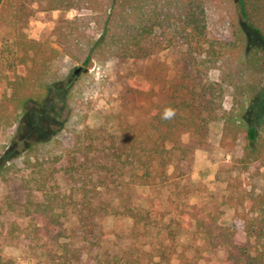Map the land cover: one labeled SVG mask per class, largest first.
Instances as JSON below:
<instances>
[{
	"label": "trees",
	"instance_id": "obj_1",
	"mask_svg": "<svg viewBox=\"0 0 264 264\" xmlns=\"http://www.w3.org/2000/svg\"><path fill=\"white\" fill-rule=\"evenodd\" d=\"M34 3L76 12L59 25L58 48L25 32ZM214 6L232 24V40L211 34ZM13 28L0 132L18 124L15 149L25 136L29 174L26 200L5 195L0 215L12 212L29 222L13 221L10 235L34 241L47 264H82L84 255L92 264H172L175 257L178 264H198L202 252L218 249L225 251L221 264H264V187L253 181L264 168V134L255 115L263 100L255 77L264 71V0H16ZM163 51L171 52L173 76L152 71L135 81L123 101L127 108L134 99L133 119L115 130L87 125L62 153H36L44 142L36 135L41 129L28 131L24 117L48 102L67 59L84 68L113 60L138 65ZM226 92L232 96L228 109ZM165 109L174 115L164 119ZM214 122L223 125L219 145L227 153L243 143L229 166L249 181H228L223 200L239 222L233 225L220 223L218 207L186 201L196 187L181 183L191 154L209 145ZM8 157L0 153V177L11 168ZM140 187L150 193L138 195ZM108 217L131 225L106 229ZM186 231L203 244L180 243ZM0 264L15 262L0 251Z\"/></svg>",
	"mask_w": 264,
	"mask_h": 264
},
{
	"label": "rangeland",
	"instance_id": "obj_2",
	"mask_svg": "<svg viewBox=\"0 0 264 264\" xmlns=\"http://www.w3.org/2000/svg\"><path fill=\"white\" fill-rule=\"evenodd\" d=\"M15 3L16 0H5L0 8V95L7 86L9 72L6 59L15 36L13 28ZM33 7L35 12L28 18L25 32L30 38L58 48L57 29L64 19L72 18L76 12L44 10L38 3H34ZM212 13L211 34L232 40L234 28L224 16L225 14L217 10L215 6ZM248 33L254 43H260L258 39L252 37L253 35L249 30ZM77 66L79 64L67 59L62 72V79L51 88L48 102L42 106H33L24 117V125L28 131L36 128L41 129L36 134L38 138L44 140L37 146L36 153L39 156L49 157L70 148L74 143V132L82 130L87 125L97 127L103 124L111 130L118 129L126 117L133 119L137 112L134 99L127 108L123 104L124 94L128 89L133 87L134 91L135 81H143L144 75L152 71L167 78L173 76L170 51L158 53L151 60L140 62L138 65L120 60H113L104 65L95 63L88 72H82L73 78V71ZM211 77L217 79V72L213 71ZM255 83L263 98L255 115L261 119V129L264 134V71L256 75ZM133 95L129 91V96ZM222 104L225 109L231 107L232 96L229 92L225 93ZM222 127L221 122L212 123L208 138L209 145L206 148H197L191 154L189 161L181 170L185 172L181 183H189L196 187L195 190L186 195V201L205 205L208 209L218 207L224 211L220 214V223L233 225L239 223L234 210L228 204L223 203L224 196L229 192L227 183L232 181L236 184L238 179L248 183L249 178L245 174L237 175L231 171L229 164L232 154H239L243 143L240 140L238 146L231 153L223 150L219 145ZM17 134L18 124L0 132V153L8 154V163L11 165L10 170L0 177V202L5 195H10L18 202L26 200L27 188L24 179L28 176L29 169L23 163L22 147H25L29 141L23 136L22 144L15 149L19 140L16 137ZM241 139H243L242 136ZM182 142L183 144L189 142L188 133L182 135ZM173 169L172 166L171 171ZM235 177L238 179L235 180ZM253 181L259 187H264V168L258 175H255ZM136 193L147 195L150 190L140 187L136 189ZM165 193L168 192L165 191ZM13 221L25 226L29 219L12 212L0 215L1 253L11 258L15 264H47L43 249L38 247L34 241L27 238H17L9 234L10 225ZM130 225V219L108 217L104 220L106 229L127 228ZM179 242L191 245L203 244L202 240L196 242L188 231L180 236ZM188 253L192 255L194 252L189 249ZM87 258V255L83 256L82 264H92L87 262ZM224 258L225 251L223 249H218L215 252L204 251L198 258V264H221ZM178 263L179 259L175 257L172 264Z\"/></svg>",
	"mask_w": 264,
	"mask_h": 264
},
{
	"label": "water",
	"instance_id": "obj_3",
	"mask_svg": "<svg viewBox=\"0 0 264 264\" xmlns=\"http://www.w3.org/2000/svg\"><path fill=\"white\" fill-rule=\"evenodd\" d=\"M89 68H84L83 66H77L73 71V78H76L82 72H88Z\"/></svg>",
	"mask_w": 264,
	"mask_h": 264
},
{
	"label": "clouds",
	"instance_id": "obj_4",
	"mask_svg": "<svg viewBox=\"0 0 264 264\" xmlns=\"http://www.w3.org/2000/svg\"><path fill=\"white\" fill-rule=\"evenodd\" d=\"M174 115L173 110L171 109H165L164 113H163V118L164 119H169Z\"/></svg>",
	"mask_w": 264,
	"mask_h": 264
}]
</instances>
